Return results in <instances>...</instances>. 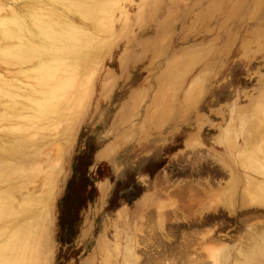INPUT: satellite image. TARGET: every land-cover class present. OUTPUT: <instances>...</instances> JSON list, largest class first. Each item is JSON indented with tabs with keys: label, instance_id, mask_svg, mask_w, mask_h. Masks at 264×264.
<instances>
[{
	"label": "rangeland",
	"instance_id": "rangeland-1",
	"mask_svg": "<svg viewBox=\"0 0 264 264\" xmlns=\"http://www.w3.org/2000/svg\"><path fill=\"white\" fill-rule=\"evenodd\" d=\"M120 5L113 35L88 81V98L75 101L82 108L58 135L52 242L44 264H150L147 259L213 264V249L223 252L219 264L242 260L239 252L264 230L261 196L254 192L241 203L245 173L261 176L245 172L236 156L252 122H264V105L259 112L238 114L264 82V0H122ZM194 79L198 87L185 100ZM58 125L49 134L61 131ZM118 138L111 153L99 158ZM195 166L202 171L195 173ZM213 168L225 176L212 178ZM207 176L212 180L204 193L171 194L185 181ZM106 181L110 186L102 194ZM144 192H153L164 205L136 207ZM186 195H196L192 211L182 210ZM122 204L127 215L118 219ZM203 213L212 216L209 223ZM208 230L221 245L205 238ZM185 246L188 254L182 257Z\"/></svg>",
	"mask_w": 264,
	"mask_h": 264
},
{
	"label": "bare ground",
	"instance_id": "bare-ground-1",
	"mask_svg": "<svg viewBox=\"0 0 264 264\" xmlns=\"http://www.w3.org/2000/svg\"><path fill=\"white\" fill-rule=\"evenodd\" d=\"M121 1L0 0V264H44L46 262L52 242L51 202L54 195L56 170L59 166V161L56 159L60 151L58 135L70 127L71 118L82 108L75 101L79 97L82 100L88 98V81L100 62L98 53L105 52L110 40L108 35H113L115 18L122 8ZM198 84L197 79L190 82L185 92V100L192 97ZM162 92L161 89L158 95ZM263 105L264 82L254 100H250L246 108H239L238 114L259 112ZM54 123L59 124L61 131L49 134ZM62 123L64 126H61ZM261 126L264 127V122L261 123L260 120L252 122L250 135H247L239 144L236 153L245 172L251 170L261 176L257 178L245 173V191L242 194L241 203L246 204L247 197L256 192L257 196H261V198L257 197L258 206L259 203L264 202V132ZM120 140L121 138H118L106 145L100 150L98 157L108 156ZM190 145L191 141L187 139L186 148ZM195 167L193 170L195 173L202 171L201 167ZM209 171L212 178H218L224 173L219 168ZM228 172L232 174L230 168ZM211 180L207 176L206 179L203 178V181H185L178 186L177 191H172L171 194L184 197L192 190L198 195L202 194L204 187L210 186ZM109 186L106 181L100 189L101 193L106 194ZM173 186L172 189H174ZM191 193L189 195L193 196ZM190 196L181 204L182 210L186 209L184 210L186 212L192 211L190 210L192 206L194 207L192 201H197L196 195L194 199ZM150 204L160 209L164 202L153 192H144L138 198L136 207H147ZM181 207L177 208L178 211ZM211 210L218 214L217 210L216 212L213 208ZM164 211L170 214L169 210ZM116 212L118 219L125 217L126 205L122 204ZM169 214L167 213V216ZM205 214L203 213L202 216ZM160 215L162 218L166 217L164 214H159L158 217ZM211 218L203 217L204 221ZM209 220H207L208 223ZM158 224L160 226H157L161 227L163 223L158 222ZM261 231L264 233V230H260L254 236L252 235L253 238L249 237L255 239L254 244L245 250L242 249L239 252L242 260H233L232 264H264L263 233L261 234L263 239H257L259 241L256 243L258 238L256 235ZM207 233H210L209 230L205 238ZM209 238L214 240L215 244L216 237L212 238L211 235ZM218 240L220 241V238ZM166 245L164 247H167ZM170 246L171 244L167 248L169 249ZM177 246H175L176 250L180 247ZM170 248L172 249V246ZM185 248L186 246L184 249L182 247V257L183 253L188 254ZM221 251L214 249L210 251L211 257L214 258L213 264H219L217 259L223 253ZM155 252L157 254L158 251ZM168 254L166 256L170 255ZM160 256L162 259L166 258ZM152 260L147 259L146 263L151 261L154 264L159 259ZM157 263L159 264L160 260ZM204 263L208 264L206 261Z\"/></svg>",
	"mask_w": 264,
	"mask_h": 264
},
{
	"label": "crops",
	"instance_id": "crops-1",
	"mask_svg": "<svg viewBox=\"0 0 264 264\" xmlns=\"http://www.w3.org/2000/svg\"><path fill=\"white\" fill-rule=\"evenodd\" d=\"M174 137H172L171 141L173 140Z\"/></svg>",
	"mask_w": 264,
	"mask_h": 264
}]
</instances>
